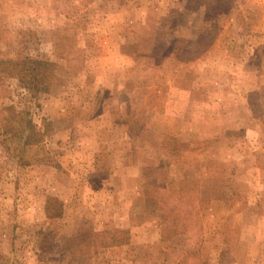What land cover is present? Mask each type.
I'll return each instance as SVG.
<instances>
[{"label": "rangeland", "instance_id": "rangeland-1", "mask_svg": "<svg viewBox=\"0 0 264 264\" xmlns=\"http://www.w3.org/2000/svg\"><path fill=\"white\" fill-rule=\"evenodd\" d=\"M23 57L57 70L0 68V264H264V0H0ZM189 183L196 228L162 240L155 194Z\"/></svg>", "mask_w": 264, "mask_h": 264}, {"label": "trees", "instance_id": "trees-1", "mask_svg": "<svg viewBox=\"0 0 264 264\" xmlns=\"http://www.w3.org/2000/svg\"><path fill=\"white\" fill-rule=\"evenodd\" d=\"M0 68L13 72L25 87L34 94H40L51 91L56 79L57 64L39 57H23L1 59ZM5 109L9 111L8 116H10V118L7 116L3 118L6 120L4 124L6 131L20 132L26 144H32L41 138L42 132L37 129L36 124L28 116V112L17 111L14 106L5 107ZM194 188L195 185L189 183L171 191L160 189V193L155 194L157 197L156 208L161 213L162 240L171 239L196 228L200 214L198 197L191 194ZM101 235L103 246H120L130 242L129 229H121L116 232L115 230H104Z\"/></svg>", "mask_w": 264, "mask_h": 264}, {"label": "crops", "instance_id": "crops-1", "mask_svg": "<svg viewBox=\"0 0 264 264\" xmlns=\"http://www.w3.org/2000/svg\"><path fill=\"white\" fill-rule=\"evenodd\" d=\"M144 164V163H143ZM143 164H141V162H138V163H136V164H133L132 165V167L135 169V167H136V170L137 171H141V166L143 165Z\"/></svg>", "mask_w": 264, "mask_h": 264}]
</instances>
